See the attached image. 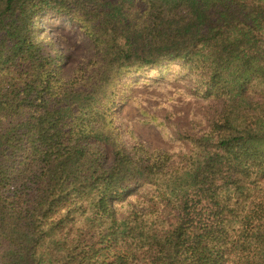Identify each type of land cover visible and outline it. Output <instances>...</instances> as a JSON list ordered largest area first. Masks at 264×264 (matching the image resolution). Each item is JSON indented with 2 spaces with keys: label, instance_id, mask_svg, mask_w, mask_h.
I'll return each mask as SVG.
<instances>
[{
  "label": "trees",
  "instance_id": "16d2710c",
  "mask_svg": "<svg viewBox=\"0 0 264 264\" xmlns=\"http://www.w3.org/2000/svg\"><path fill=\"white\" fill-rule=\"evenodd\" d=\"M148 69L202 103L182 131L123 88ZM0 264H264V0H0Z\"/></svg>",
  "mask_w": 264,
  "mask_h": 264
},
{
  "label": "rangeland",
  "instance_id": "374dc122",
  "mask_svg": "<svg viewBox=\"0 0 264 264\" xmlns=\"http://www.w3.org/2000/svg\"><path fill=\"white\" fill-rule=\"evenodd\" d=\"M39 26L43 28L44 35L51 40L55 49L64 52L65 48L73 55L79 56L83 54L84 42L73 27L65 20L55 17H48L46 21H39ZM44 26V27H43ZM63 43V46L62 44ZM168 68L174 70L175 67ZM158 76V70L148 69L135 74L127 75L123 79V88L131 91V95L140 101V106L155 114L163 115L170 110L178 112L176 118H171L177 130L182 131V127L188 122L190 110L201 113L202 103L194 102L190 104H174L172 101L181 100L180 87H185V82H171L173 84H163V87L150 85V81ZM179 88V89H178ZM166 106V107H165ZM142 113L138 109V105H134L131 101H127L120 108V114L116 119V124L120 128L122 142L130 145L134 141L139 140L150 149L164 148L169 149L171 143L165 141L159 134L158 130L152 124L141 122ZM172 129V128H171Z\"/></svg>",
  "mask_w": 264,
  "mask_h": 264
}]
</instances>
